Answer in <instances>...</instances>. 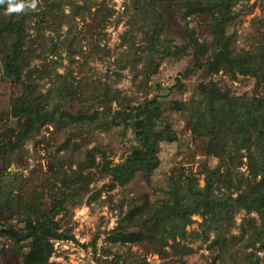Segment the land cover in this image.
<instances>
[{
	"label": "rangeland",
	"instance_id": "374dc122",
	"mask_svg": "<svg viewBox=\"0 0 264 264\" xmlns=\"http://www.w3.org/2000/svg\"><path fill=\"white\" fill-rule=\"evenodd\" d=\"M24 2L27 5L31 0ZM46 5L49 9L45 14L43 0H36L35 9L26 6L23 11L11 14L0 10V18L5 21L26 15L20 61L22 78L33 81L36 92L41 95L50 93L61 77L71 79L78 91L75 100L64 103L62 110L74 116L84 110H95L88 115L96 117L92 121L87 117L85 127L80 129L44 123L29 136L18 137L19 132L28 128V122L27 116L11 113V103L21 95L22 87L3 71V55L12 39L7 36L4 46L0 47V168L4 160L8 163L7 170L13 174L10 187L11 206L14 207L10 211L2 206L1 192L0 264H19L27 248L18 239L24 230L19 218L25 206L39 203L47 209L54 199L64 195L61 178L75 169L78 162L86 160L88 149L97 147L111 164H120L140 146L128 124L130 119L124 120L123 115L137 112L143 107L144 99L153 97L159 101L160 118L174 130L176 139L159 143L158 165L154 170H137L123 183L117 182L111 187L109 177L100 176L98 169H85L83 174L91 173L93 180L88 183L89 190L83 201L76 205L69 202L67 211L54 217L61 219L62 229L71 232L73 237L50 240L52 252L47 264H110L109 261L118 257L119 260H144L146 264H222L218 246L211 243L215 230H208V238H205L202 235L205 219L197 213L185 226L184 236L167 239L166 254L158 249V240L154 243L157 246L147 240L120 243L112 231L120 225L135 224L139 213L144 214L149 204L170 201L171 180L181 178L202 186L205 168L220 164L219 157L207 153L212 134L195 129L189 112L177 109L175 103L189 101L200 83L209 82L230 95L250 96L256 94L255 77L242 74L232 77L223 70L212 71L205 65L197 67L196 55L199 61L205 62L213 43L211 15H184V8L174 5L172 15L166 14V32L162 34L173 54L164 58L157 55V72L146 80L144 93L139 88L143 85L142 74L134 68L141 67L136 56L143 45L142 38L137 32L133 38L124 37L125 33H131L130 29L137 28L136 23H132L134 9L130 0H51ZM232 9L236 15L225 29L230 47L252 51L258 46L254 37L264 33V0H241ZM190 35L205 43L204 55H199L190 43ZM70 47L76 50L72 54H69ZM186 69L193 71L184 76ZM99 81L110 85L121 98L125 96L127 102L122 107L115 103L108 106L85 98L82 87L92 88ZM259 92L263 93L264 89L258 87ZM98 151L94 157L100 165L102 158ZM241 158L242 163L232 161L230 167H234L235 179L230 188L221 185L223 193L229 191L233 196L237 193L236 172L239 171L243 178L249 177L246 158ZM135 207L138 212L134 211ZM132 212L136 213L130 217ZM251 217L257 218L256 213L244 209L235 212V225L230 233L240 240L234 243L231 251L237 255L250 253L258 264H264V237L246 249L243 247L245 242L252 240L253 230L247 223ZM93 239L95 248L90 244ZM224 264L233 263L224 260ZM234 264H237L235 258Z\"/></svg>",
	"mask_w": 264,
	"mask_h": 264
},
{
	"label": "trees",
	"instance_id": "16d2710c",
	"mask_svg": "<svg viewBox=\"0 0 264 264\" xmlns=\"http://www.w3.org/2000/svg\"><path fill=\"white\" fill-rule=\"evenodd\" d=\"M50 1L43 0L44 14L49 9L46 4H50ZM239 1L241 0H130L134 9L132 23H136L137 28L135 31L129 28L131 33H125L124 37L133 38L137 32L142 38L143 45L136 56L137 64L139 63L141 67L138 69L136 65L134 68L142 74L143 85L139 88L143 89L144 93L147 89L146 80L157 72L158 63L155 60L157 55L164 58L173 54L170 43L164 40L162 34L166 32V14L172 15L174 11L172 6L180 5L184 8V15L193 13L211 15L210 24L214 37L210 54L205 62L199 61V56L196 55L195 65L197 67L205 65L212 71L223 70L232 77H236L237 74L253 75L256 94L230 95L226 90L219 89L214 82H209L200 83L196 94L189 101L175 103L177 109L189 112L195 129H204L212 134L207 145V153L219 157L220 164L215 168H205L202 186L181 178L171 180L170 201L159 200L149 204L144 214L139 213L135 224L116 227L112 231L116 241L142 243L147 240L149 244L157 246L154 243L158 240V249L162 254H166L164 245L167 239L174 240L177 235L184 236L185 226L192 222L191 216L197 213L205 219L202 231L205 238H208V230H215L211 243L218 246V257L221 258L222 264L224 260L234 264V258L237 264H258V260L250 253L241 252L237 255V252L231 251L234 243L240 240L230 233L235 225L233 216L240 209L248 213L255 212L257 215V218L251 217L247 221L253 232L252 240L245 242L244 249L264 237V92L257 93L258 87L264 89V33H258L254 37L256 42L258 41V46L252 51H238L230 47L225 29L234 19L236 13L232 7ZM2 9H6V3L0 4V10ZM25 18L24 14L16 20L5 21L0 18V47L4 46L7 36L12 37L11 46L6 48L3 55V71L22 87L21 95L11 103V113L13 116H27L28 122V128L19 132L18 137L29 136L44 123H52L62 128L85 127L87 117L90 121L95 120V115H88L89 112L95 113V110H84L78 116L62 110L64 103L69 104L75 100L74 96L78 91L71 79L61 77L50 93L41 95L36 92V84L33 81L22 78L20 61L25 36ZM190 40L199 55H204L207 50L205 43L198 42L193 35H190ZM74 51L76 50L69 48V54ZM192 71L186 69L183 75ZM92 86V88L83 86L82 93L85 98L95 100L97 104L111 106L115 103L122 107L127 102V99L124 101L125 96L121 98L117 91L105 82L99 81ZM159 108V101L155 97L146 98L140 110L123 115L124 120L130 119L127 120L128 124L140 145L127 155L124 162L111 164L104 152L92 147L85 152L86 160L82 163L77 161L76 168L68 174L65 173V178H61L60 181L65 186L64 195L54 199L47 209H43L39 203L25 206V211L19 218L24 230L18 239L22 240L27 248L22 252L19 264H47L52 252L50 240L73 237L71 232L62 229L61 219L55 220L54 217L67 211L69 202L76 205L83 201L89 190L88 183L93 180L91 173L83 174L85 169L92 167L98 169L100 176L109 177L111 187L117 182L123 183L137 170L147 172L157 167L159 143L176 139L174 130L160 118ZM97 151L102 158L100 165L95 162L94 153ZM242 156L246 158L249 177L243 178L239 171L236 172L237 193L235 196L230 195L232 192L229 191L223 193L221 185L226 189L230 188L233 185L231 182L235 179L234 167H230L232 161L242 163ZM7 164L3 160L0 168V194L2 192V206L11 211V207H14L11 206L13 199L10 187V178L13 174L7 170ZM218 193L223 195L219 196ZM90 199L88 198L89 201ZM137 209L135 207L134 211L138 212ZM135 213L132 212L130 217ZM90 244L95 248V239ZM109 263L146 264L144 260H119V257Z\"/></svg>",
	"mask_w": 264,
	"mask_h": 264
},
{
	"label": "clouds",
	"instance_id": "9594fccd",
	"mask_svg": "<svg viewBox=\"0 0 264 264\" xmlns=\"http://www.w3.org/2000/svg\"><path fill=\"white\" fill-rule=\"evenodd\" d=\"M6 3V13L11 14L13 12H21L25 9V7H31L35 9L36 0H31L30 4L24 2V0H0V4Z\"/></svg>",
	"mask_w": 264,
	"mask_h": 264
}]
</instances>
